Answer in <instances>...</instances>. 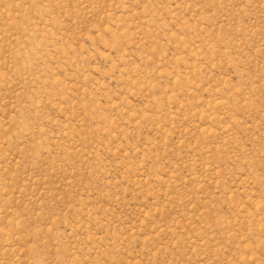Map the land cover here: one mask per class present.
<instances>
[{
  "label": "rangeland",
  "instance_id": "1",
  "mask_svg": "<svg viewBox=\"0 0 264 264\" xmlns=\"http://www.w3.org/2000/svg\"><path fill=\"white\" fill-rule=\"evenodd\" d=\"M0 264H264V0H0Z\"/></svg>",
  "mask_w": 264,
  "mask_h": 264
}]
</instances>
